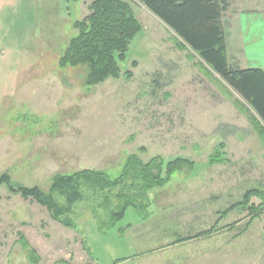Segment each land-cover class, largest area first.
I'll return each instance as SVG.
<instances>
[{"label":"rangeland","instance_id":"374dc122","mask_svg":"<svg viewBox=\"0 0 264 264\" xmlns=\"http://www.w3.org/2000/svg\"><path fill=\"white\" fill-rule=\"evenodd\" d=\"M123 1L141 31L119 79L88 88L84 68L57 63L90 1L0 0V177L48 192L54 175L91 170L115 179L130 156L186 159L194 173H174L148 192L145 213L128 208L102 232L91 211L106 222L117 201L77 203L66 228L0 185V264H30L19 235L37 264H264V208L253 219L246 205L237 207L248 192L264 194L255 113L197 55L178 50L174 33L142 4ZM226 1L224 22L230 11L264 3ZM219 144L222 162L210 164Z\"/></svg>","mask_w":264,"mask_h":264},{"label":"trees","instance_id":"16d2710c","mask_svg":"<svg viewBox=\"0 0 264 264\" xmlns=\"http://www.w3.org/2000/svg\"><path fill=\"white\" fill-rule=\"evenodd\" d=\"M74 1V0H72ZM88 14L81 21L72 23L76 32L58 59V67L85 70L81 85L91 88L108 79L120 77L119 64L125 60V54L135 36L141 31L129 3L123 0H89ZM152 15L168 27L176 36L175 46L180 51L194 53L202 64L208 67L225 82L256 115L251 123L259 139L264 144V72L256 69L241 70L229 66L225 54V33L223 14L228 8L226 0H136ZM136 67V64H132ZM78 71L83 72V69ZM132 78L131 72L124 74L126 81ZM223 148L219 144L211 156L210 164L222 162L218 152ZM194 173V164L186 159L176 158L164 162L161 158H152L142 163L136 156L127 158L119 177L112 179L100 171L83 170L69 175H54L48 192L37 186L31 188L11 185L10 178L4 174L0 185H5L12 194L23 199H31L45 207L50 217L66 228H72L69 215L73 206L82 201L101 200L102 207L111 206L114 212L107 213L106 222L91 211L100 232L111 228L120 221L128 208L139 214L145 213L149 191L160 189L169 183L174 173ZM261 200L258 206L250 205V198ZM64 200L59 206L56 199ZM239 206L246 205L253 219L260 216L264 208V194L251 191L244 194ZM249 205V206H248ZM230 208L229 211H232ZM227 212V213H228ZM256 215V216H255ZM210 232L204 233L209 234ZM19 242L26 251L30 264H37L39 258L26 240L19 235Z\"/></svg>","mask_w":264,"mask_h":264},{"label":"crops","instance_id":"0c3cea01","mask_svg":"<svg viewBox=\"0 0 264 264\" xmlns=\"http://www.w3.org/2000/svg\"><path fill=\"white\" fill-rule=\"evenodd\" d=\"M228 20L222 21L229 66L264 72V3L253 2L230 11Z\"/></svg>","mask_w":264,"mask_h":264}]
</instances>
